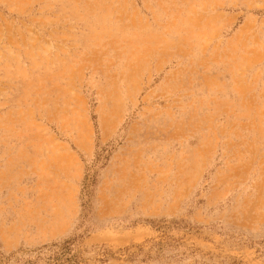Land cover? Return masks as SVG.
I'll return each mask as SVG.
<instances>
[{
	"label": "rangeland",
	"instance_id": "obj_1",
	"mask_svg": "<svg viewBox=\"0 0 264 264\" xmlns=\"http://www.w3.org/2000/svg\"><path fill=\"white\" fill-rule=\"evenodd\" d=\"M0 264H264V0H0Z\"/></svg>",
	"mask_w": 264,
	"mask_h": 264
}]
</instances>
